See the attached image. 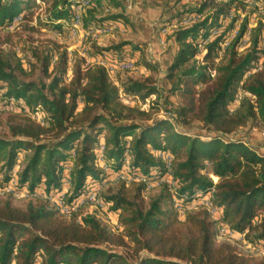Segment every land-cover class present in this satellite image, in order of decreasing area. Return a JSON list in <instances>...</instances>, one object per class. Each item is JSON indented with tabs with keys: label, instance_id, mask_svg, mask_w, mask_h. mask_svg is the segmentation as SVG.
<instances>
[{
	"label": "trees",
	"instance_id": "trees-1",
	"mask_svg": "<svg viewBox=\"0 0 264 264\" xmlns=\"http://www.w3.org/2000/svg\"><path fill=\"white\" fill-rule=\"evenodd\" d=\"M81 1L49 0L39 27L60 34L69 30ZM88 1L84 30L130 22L123 0ZM181 3L167 1L164 10H175L166 24L173 26L169 37L177 44L165 78L170 92L180 91L186 100L167 109L171 118L159 116L158 101L149 109L126 101L160 97L153 75L118 84L105 65L135 57L142 51L137 42L103 46L93 40L87 62L48 39L33 46L36 62L27 68L15 52L0 46L2 100L23 102L45 115L41 123L24 113H9V136L0 135V187L12 180L26 151L18 188L51 195L69 182V203L107 180L110 172L129 167L131 178L110 181L102 190L119 233L94 214L62 215L50 200L30 198L18 206L12 194L0 196V264H264V257L241 253L228 241L216 244L223 224L244 233L252 244H264V153L249 142L246 131L264 128V0ZM34 4L0 0V28L9 30L20 16L32 20ZM192 15L198 18L188 23ZM217 58L222 62L217 64ZM142 59L139 64L146 69H159ZM37 62L50 83L22 79L35 73ZM189 116L201 123L199 132L181 127ZM101 145L105 165L99 162ZM168 174L170 182L159 185L160 193L146 205L148 184ZM113 184L119 192L111 193ZM209 192L220 216L213 219L203 207L187 211L182 220L180 207Z\"/></svg>",
	"mask_w": 264,
	"mask_h": 264
},
{
	"label": "rangeland",
	"instance_id": "rangeland-1",
	"mask_svg": "<svg viewBox=\"0 0 264 264\" xmlns=\"http://www.w3.org/2000/svg\"><path fill=\"white\" fill-rule=\"evenodd\" d=\"M35 0V4L32 6L31 10L29 11V15L32 17V20L22 21V16L18 17L14 24L10 26L9 30H5L0 28V46L2 49H4L7 53L8 52H15L17 57H21L23 60L24 66L27 68L30 65V62H36L35 58L32 55V49L33 46L39 44L40 42H44L48 39H54L57 42L61 43L64 48H67V50L70 53L78 54V56H84L88 60L90 59V47L93 40L97 41V43H101V45H109L111 43H117L119 41H123L125 39L132 40L134 42L139 43L141 45L142 51L137 53L135 57L129 59L133 61L134 63V69L133 70H126V71H120V73L113 78V81L115 83L121 84V81H125L129 77H135L138 79H144L148 75H153V77L156 78L158 86L161 87L160 97L156 95H152L146 100H142L140 98H132L128 101L132 105L141 106L143 109H149L153 102L157 103V101L160 103L158 107V114L161 117H168L171 118L170 114L168 113L167 109L174 108L176 109L180 105L185 104L186 100L184 99L182 93L180 91L171 93L170 82L166 81V73H167V67L172 62L173 59H170V54L174 51V48L176 42L169 37V33L174 29L173 26H170L167 20L169 19L170 15L175 12L173 11H164L166 8L165 3L171 2V0H130L131 3H129L126 0H123L125 5V13L128 15L130 22H119L114 23L113 25H110L112 31L111 33L107 34H98V35H85V32L82 31V34L77 37L69 36L71 35V27L69 30L64 31L63 33H56L54 31L48 30L46 28H40L38 20L45 19L47 17L46 9L48 7V1L49 0ZM176 1V0H172ZM258 1V0H255ZM198 2V0H182V3H187V5H195ZM181 3V4H182ZM181 4H179L181 6ZM262 5V4H259ZM129 6V7H128ZM261 12V19L263 21L264 26V8L260 7ZM110 9H105V12H109ZM197 15H192L187 19L188 23L193 22L197 20ZM254 18V17H253ZM256 20V19H255ZM254 20V21H255ZM187 23V24H188ZM26 24L29 25L28 28H26ZM32 26L34 27V30H32ZM116 26V27H114ZM90 31V30H88ZM236 34L235 32L233 35ZM84 37V38H83ZM73 38V39H70ZM9 39V40H8ZM163 40V43H162ZM244 44H248V37L244 40ZM81 52V53H79ZM150 60L154 64L159 66L158 70L150 71L145 68V66H142L140 63L141 60ZM201 59V56H199ZM133 59V60H132ZM56 61V58L53 59V62ZM105 60L100 61L102 63ZM216 63L219 64L222 62L219 58H217ZM38 68L36 69L35 73L31 76L22 77L23 80L26 81H36L39 83H50L52 78H49L45 72L41 68V64L37 62ZM215 70L213 72V76L215 75ZM0 95H2V92H0ZM123 96V94H122ZM125 98V97H124ZM0 135L9 136V129L7 125V119L9 116V113H24L33 119H35L38 122L44 123V113L41 112V110H38L36 112L30 111V109L23 104V102H8L7 100H2V97L0 96ZM8 102L6 106H3ZM22 108V110L17 108ZM26 110V111H25ZM190 121L188 124L184 125L181 124V127L185 129L186 131H189L190 133H196L201 130V123L189 116L188 118ZM30 152L26 151L21 155L19 163L15 166V169L13 171V188H18V178L17 173L19 169L22 168L26 155H28ZM103 153H104V145H101L98 149V157L99 162L102 165H105L104 159H103ZM167 155L164 154V156L167 158ZM172 156L169 155V158ZM102 160V162H101ZM169 160V159H168ZM128 170L129 167H126L123 171L118 173L110 172V176L108 178V181L105 180L94 187V189L90 191H95L96 189L100 190L99 194L102 199V201L105 203L102 195V190L108 185V182L110 181H118L120 179H128L127 181L131 180V178L128 176ZM120 173H124L125 177H117ZM168 175L161 178L159 181L151 182L148 184V190L144 193V201L145 204L148 205L150 201L156 197L160 193L159 185H161V182L164 178H167ZM117 177V178H116ZM170 177V175H169ZM70 183H66L63 187V189L58 192L57 194H51L54 197H57L58 195L62 194V192H68L70 191ZM108 187V186H107ZM119 185L113 184L111 186V193H117L119 192ZM21 190H26V193H19L15 192L14 190H4V187H0V196L12 194L15 199L14 203L18 206H25L30 198H43L46 200H49L47 197L50 196H43L41 195V192L43 191H35L36 193H32L26 188H23ZM66 190V191H65ZM89 191V192H90ZM88 192V193H89ZM45 193V192H43ZM69 195V193L66 194V198ZM200 198L188 205L187 207L181 208V219H185V214L187 211L190 210H197L201 209L203 207L210 209L211 203L213 200L208 199V204H200L196 205L200 202L204 201L205 195L204 193H200ZM204 195V196H203ZM52 196V197H53ZM210 200V201H209ZM92 203V205L90 204ZM88 205V206H86ZM84 205L79 209V217L85 216L87 214H94L104 225L109 227L112 231L119 233L122 229L120 227L119 221L113 213L110 212V210L107 208V205L105 203V206H101L100 204H96L94 201H89L88 204ZM215 207V206H214ZM217 207H215L216 210ZM218 210V209H217ZM216 211H213L214 214H211L213 216V219L216 218ZM184 211V214H183ZM209 211V210H208ZM221 225H219L218 230ZM219 231L217 232L218 236ZM216 236V244L219 245L220 243L224 241H228L235 245L239 252L244 253L246 255L252 256V257H264V244L258 243V244H252L244 239L239 232L236 233L233 231V234H227ZM254 248V249H253Z\"/></svg>",
	"mask_w": 264,
	"mask_h": 264
},
{
	"label": "bare ground",
	"instance_id": "bare-ground-1",
	"mask_svg": "<svg viewBox=\"0 0 264 264\" xmlns=\"http://www.w3.org/2000/svg\"><path fill=\"white\" fill-rule=\"evenodd\" d=\"M79 5H80V12H81L80 13V18H76V16H75L74 21H73V23L71 25V30L73 31V35H72V31H71L72 37H76L77 35L79 36L80 33L82 34V31L85 32V35L86 36H88L90 34L92 35L93 33H95V34H93L94 36L95 35H98V34L100 35V34L111 33V31H112L111 27H98V28H94V29H92L90 31L84 30L82 28V15H83V12L85 11V9L89 8L91 5H90V2L88 0H82ZM114 27H116V26H114ZM70 39H73V38H70ZM227 45H228V42H227ZM120 64H121L120 66H115L114 69H113L111 66H109V63L108 62H105V65L110 70V74L112 76V79L115 78L120 73V71L133 70L134 69V66H135L134 63H133V61H131L129 59L121 62ZM170 160H171V157L169 158V161ZM96 191H98L97 196H91V194L93 192H96ZM99 191L100 190H98V189H96L95 191L94 190L93 191H90L89 193H86L85 195L81 196L79 199H77L75 201H72L71 203H69L67 201V198H66V194L68 192H62V194L58 195L57 197H52L53 195H48L50 197H47V198L53 204H55V206L57 207L58 211L62 215L71 216L74 213L78 212L81 207H83L84 205L88 204V202L90 200L96 202V204L97 203L100 204L102 207L105 206V203L102 201V199L100 197ZM64 196H65V200H66V202L68 204H78L80 201H82V202H80L76 208H65V206L63 205ZM90 204L92 205V203H90ZM86 206H88V205H86ZM211 206L212 207H210V209L212 210V212L213 211H216L213 202L211 203ZM210 209H208L209 212H210ZM213 213H211V214H213ZM218 231H219L218 236L219 235H224L225 233H227V234L228 233L229 234H233V231L232 230L231 231H224L223 225L220 226V228H219Z\"/></svg>",
	"mask_w": 264,
	"mask_h": 264
},
{
	"label": "built area",
	"instance_id": "built-area-1",
	"mask_svg": "<svg viewBox=\"0 0 264 264\" xmlns=\"http://www.w3.org/2000/svg\"><path fill=\"white\" fill-rule=\"evenodd\" d=\"M128 3H129V5H130V3H131V1L130 0H126ZM74 9H75V16H76V18H80V5L79 6H75L74 7ZM187 19H189V18H187ZM72 35H73V31H72ZM72 35H69V36H72ZM226 45H227V43H226ZM79 53H81V52H79ZM121 64H117V65H112V64H110L109 63V66H111L113 69H114V67L115 66H120ZM213 72H214V70L212 71V74H213ZM8 104V102H6V104L5 105H3V106H6ZM17 108V107H16ZM17 109H20V110H22V108H17ZM172 115V114H171ZM167 158L169 159V155H167ZM101 162H102V160H101ZM117 177H125L126 178V176H124V173H120L119 175H117ZM116 177V178H117ZM108 179H110V178H108ZM108 179H107V181H108ZM127 179V178H126ZM139 179V178H138ZM140 179H143V178H140ZM128 180V179H127ZM130 181V180H129ZM164 182H170V177H169V175L167 176V178H164L163 180H162V182H161V184L162 183H164ZM4 190H14L15 192H19V193H26V190H21V189H14L13 188V180H11L10 182H9V184H7L6 186H4ZM66 191V190H65ZM97 193H98V191H96V192H93L92 194H91V196H97ZM41 195H43V196H48V193H43V192H41ZM54 197V196H53ZM80 202H82V201H80ZM79 202V203H80ZM78 203V204H79ZM78 204H68L67 202H66V200H65V196H64V199H63V205L65 206V208H76L77 206H78ZM200 204H208L209 205V202H208V199H207V197L206 198H204V201L203 202H200V203H198V204H196V205H200ZM210 212L211 213H213L212 212V210L210 209ZM183 214H184V211H183ZM214 214V213H213ZM217 217H219L218 215H216ZM223 229H224V231H231V229H230V227L228 226V225H226V224H223ZM244 239H245V234L244 233H239ZM254 249V248H253Z\"/></svg>",
	"mask_w": 264,
	"mask_h": 264
},
{
	"label": "crops",
	"instance_id": "crops-1",
	"mask_svg": "<svg viewBox=\"0 0 264 264\" xmlns=\"http://www.w3.org/2000/svg\"><path fill=\"white\" fill-rule=\"evenodd\" d=\"M129 7V6H128ZM174 40V39H173ZM162 43H163V40H162ZM99 44L100 41H99ZM176 47L174 48V51L171 53H168L170 54V59H173L174 55H175V52L177 50V45H175ZM91 61V58L88 60V62ZM102 61L101 59L98 60L97 62H100ZM246 131H247V137L249 139V142L255 146V148L260 152V153H264V128L261 127V126H257V127H248L246 128ZM217 179V178H215ZM207 197V199H211L213 198V192H209L205 195V198ZM212 200V199H211ZM210 201V200H209ZM216 215L220 216V213L219 211H217ZM218 217L216 216L215 219H217Z\"/></svg>",
	"mask_w": 264,
	"mask_h": 264
}]
</instances>
